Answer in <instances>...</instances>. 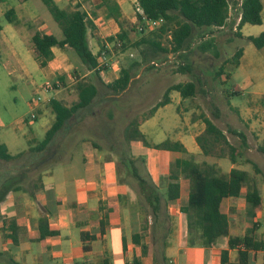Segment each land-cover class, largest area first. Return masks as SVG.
Listing matches in <instances>:
<instances>
[{
  "label": "rangeland",
  "instance_id": "374dc122",
  "mask_svg": "<svg viewBox=\"0 0 264 264\" xmlns=\"http://www.w3.org/2000/svg\"><path fill=\"white\" fill-rule=\"evenodd\" d=\"M74 1L67 0L63 4L58 2V5L68 10L79 7L89 12L88 19L92 22L89 30L91 38L103 40L102 45L105 40L110 44L108 50H111V53L102 58L108 64L100 67V76L105 83H111L120 75L122 68H128L133 61L141 59L142 50H150V43L143 42L142 38L159 40L169 51H160L149 62L154 66L147 67L146 64L132 71L133 78L127 88L119 93L110 92L101 84L98 75L91 72L83 76L84 70L75 69L68 58L63 62L67 69H62L58 66L59 62L51 60L50 66L40 65L32 50V39L29 40L31 43L28 41L29 37L48 28L58 37L63 35L59 23L43 0H1L0 23L4 27V32H0V143H5L13 155L22 151L25 153L9 161L0 158V189L2 185L9 184L0 205L7 199V195L13 194L14 196L10 197L13 198L11 203H14L16 208H25L21 194L31 185L29 178L37 179L44 171L53 169L57 177L65 174L77 176L82 173V159L87 146L105 153L103 159L107 162L115 158L117 173L124 175V178L127 177L133 184L136 183L133 177L134 166L140 173L149 176L150 171L154 170V162H158V165L168 173L173 155L169 151L163 152L155 148L153 143L167 138L173 139L180 134L185 139L186 148L193 152L191 151L193 146H199L196 137L202 135L205 130L202 114L211 117L216 125L226 130L232 143H239L240 140L237 135L228 132L229 127L245 131L249 142L254 144L256 140L249 132L250 124L248 121L240 120L238 109L247 108L252 114L256 112V117H262L264 97L255 100L250 98L264 94V48L255 47L248 36L243 37L240 26L237 25L239 11L234 7L239 0H229L233 6L230 19L224 28L216 26H205L204 30L197 28L185 50L177 52L172 49L173 42L170 36L175 27L174 23L167 24L164 30L161 26L154 29L146 27L144 32L134 33V42L132 41L125 49L113 50V42L108 38L110 35L118 34L119 24L109 16H103V13L94 15L95 8L90 0L75 3ZM9 8L16 9L19 16L17 24L6 19L5 12ZM130 12L129 17L123 16L127 30L130 29L129 23L136 17L135 3ZM234 27H237V30H234ZM262 31L264 13L262 24L247 23L243 28V33L250 35H258ZM100 32L105 38L102 39ZM205 42H210L209 49L204 50L200 47ZM243 49L245 54L241 57L240 64H235L234 56ZM70 52L84 66L76 51L71 48ZM114 63L117 64L116 69L112 67ZM185 63L191 65L192 71H177L179 66ZM222 65L224 73L218 76L216 72ZM197 75L200 76V81L197 80ZM60 76H63L64 80L61 87L49 93L40 92L39 86L42 83L46 80L55 81L60 79ZM83 80L98 84L99 98L91 108L82 111L69 123L67 130L57 138L58 141L54 145L57 147L55 154L41 162L40 157L37 158L33 152L27 151L45 137L55 114L50 101L46 103L48 110L39 113L33 109L32 100L38 95L44 100L49 96H56L57 90L61 89L66 94L63 102L72 105L78 100L77 84ZM189 81L196 82L195 95L182 99L179 104L174 100L156 113L152 111L170 86ZM236 90L238 94H234ZM214 106L221 110V117L218 119L213 116ZM33 111L38 114L36 119L31 118ZM149 118L151 121L147 122ZM145 122L147 123L144 130L149 133L145 136L151 144H145L143 139L133 137L135 131L132 130L133 126L139 127L140 123ZM134 141L138 144L137 151L133 147ZM82 143H86L85 148ZM204 144L210 153L205 154L199 146L200 152H193L196 161L203 164L206 161L216 163L221 160L216 164L223 172L233 166L229 158V145L222 142L211 144L207 141H204ZM139 145H142L141 150ZM53 149L52 147L51 150ZM261 155H263L261 151L251 148L247 149L244 158L259 161ZM129 159L134 163L132 164ZM244 165L250 171H254V164ZM181 180L185 188L190 190V180L185 177ZM160 191L163 195V208H178L187 204L185 197L180 200V203H183L181 205L179 201L167 200V188L164 186L160 187Z\"/></svg>",
  "mask_w": 264,
  "mask_h": 264
},
{
  "label": "crops",
  "instance_id": "0c3cea01",
  "mask_svg": "<svg viewBox=\"0 0 264 264\" xmlns=\"http://www.w3.org/2000/svg\"><path fill=\"white\" fill-rule=\"evenodd\" d=\"M65 1L67 0H56L57 3L62 2V4ZM78 1L80 0H75L74 3ZM90 1L94 5L96 15L103 13V16H109L110 19L115 20L109 15L105 5L100 6L103 0ZM114 1L120 7L122 16L125 17H129L128 14L131 13L132 6L136 2V0ZM262 1L264 2V0ZM232 6L233 4L230 2L228 19L231 16ZM234 7L239 11V14L237 13L238 25L241 17L239 1ZM94 11L93 13H95ZM87 13L89 15V12ZM245 25L240 28L243 37L250 36V34L243 33ZM234 30H237V27H234ZM0 32H4L3 25ZM44 33H54V31L48 28ZM32 36L29 37L28 41L32 39ZM101 37L102 39L105 38L103 34H101ZM102 42L103 40L99 38H91L89 32V44L93 53H98L108 41L105 40L103 45ZM70 51V47H53L54 58L51 62H59L58 66L67 69L63 62L68 58L75 69L84 70L83 76L89 75L91 71L85 65L82 66ZM244 54L243 49L241 57ZM51 62H48L49 66ZM116 65L114 63L112 67L116 69ZM51 72L53 73L52 70ZM57 91L56 96H49L43 101L41 107H39V113H43L47 109L46 103L52 98L65 100L66 94L61 89ZM173 91L170 94L169 103L177 100L179 104L183 101L182 99H186L180 96L181 94L176 90ZM261 97H264V94H258L250 100ZM161 107L155 110V113L160 111ZM238 111L240 120L248 121L250 124L249 132L256 140L254 144H251L248 140L249 149L259 150L263 155L260 156L259 161L252 160V163L249 162L255 165L254 171H250L245 167L244 164L248 162L241 159L235 165L232 163L233 166L226 172H229L233 167L245 168L248 171L249 178L258 182L262 202L257 207L248 203L245 197L246 188L243 189L240 196L227 198L225 209L230 224L227 236L218 238L216 242L208 246L203 245L202 240L197 238L195 244L191 245L189 243L186 214L181 212L180 206L178 208H168L172 230L165 239L152 236L150 230L146 231L141 241L148 244L150 248L147 253H144L142 245L136 243L133 239L135 233L142 231L145 223V216L141 213L136 187L127 177L125 179L124 175L117 173L115 158L107 162L103 159L105 153L97 151L96 148L86 147V143H82L83 147H86L82 159V173L77 176L65 174L62 177H57L53 169L44 171L37 176L38 184L36 185L31 182L32 178H29L31 185L27 186V190L21 194L25 208H16L15 204L11 203L13 198L10 197H13V194L7 195V199L1 203L0 264H105L106 262L108 264H222L221 257L224 250L228 252V261L225 264L237 262L238 251L243 249L244 245L241 243L235 247H230V237L248 235L264 243V108L262 117H256V112L252 114L247 108L238 109ZM52 115L54 119V114ZM150 118L146 121H151ZM147 122L145 124L140 123L139 126V129L145 135L149 134L148 131L144 130V125ZM237 130L243 131L241 129ZM224 131L227 134L226 130ZM173 139L179 140L183 144L185 142L180 134ZM139 146V150H141L142 145ZM133 147L137 151L138 144L136 141L133 142ZM162 151L166 152L168 150ZM191 151L200 152L199 146L194 145ZM169 152L173 155L171 160L179 156L178 153ZM220 161L215 162L218 164ZM163 169L158 165V162H154V170L150 171V176L157 184L163 182L162 186L166 187L165 176L167 171ZM189 191L181 180V196L175 201L180 203L183 197L188 201ZM33 192L35 197L31 195ZM41 217H47L49 228L58 231V233L41 238L39 229ZM149 222L152 223V220ZM82 234L95 237L83 239ZM159 243L166 244L163 249L164 256L154 252V248ZM153 244L154 248L152 247ZM246 264H264V249H250L249 260Z\"/></svg>",
  "mask_w": 264,
  "mask_h": 264
},
{
  "label": "trees",
  "instance_id": "16d2710c",
  "mask_svg": "<svg viewBox=\"0 0 264 264\" xmlns=\"http://www.w3.org/2000/svg\"><path fill=\"white\" fill-rule=\"evenodd\" d=\"M1 1V0H0ZM142 6L146 17L160 18L164 17L165 22L161 25V29L169 23H174L175 27L172 30L173 51H183L188 45V41L194 34L197 28L205 26H222L225 25L230 13L229 0H138ZM47 5L54 19L59 23L63 37H58L54 33H44L37 31L32 36V48L35 58L41 66L48 64L54 58L53 47L74 49L81 59L85 67L98 75L101 84L110 92L119 93L129 85L133 78V73L136 68L150 65L149 62L156 57L159 52H168L169 49L162 46L161 42L156 39L148 40L142 38L143 42L150 43V50L145 49L141 52V59L133 61L128 68H122L120 75L111 83H105L100 76L99 56L98 53H93L89 44V30L92 22L88 19V13L79 7L74 10H68L60 7L56 0H43ZM105 5L109 11V15L113 17L120 26V31L116 36L110 35L108 40L113 42V50L125 49L132 41L134 33L138 32L139 25L144 24L143 16L136 14L135 20L129 23V30L124 26V21L121 9L114 0H103L100 6ZM264 2L262 0H243L241 6V19L239 22L240 28L247 24H261L263 22ZM96 15V12L94 13ZM5 17L8 22L17 24L19 16L15 8H9L5 12ZM2 24L0 23V30ZM204 30V29H203ZM144 32V31H140ZM240 34V32H237ZM248 39L257 48L264 47V31L258 35H250ZM134 42V41H133ZM139 43V42H138ZM210 43V42H209ZM205 42L201 44L202 49H209L210 44ZM104 48V47H103ZM111 53V50H108ZM243 50L234 56L235 64H239V59ZM177 71L189 72L192 71L189 63L181 64ZM224 73L222 65L216 72L218 76ZM229 76V75H228ZM200 81V76H196ZM60 80L64 83L63 76ZM78 100L72 105H67L63 101L56 98L50 100L52 109L55 114V119L45 133V137L35 145H32L28 153L33 152L37 158L40 157L41 162L55 154L57 147H54L57 138L67 130L73 119L86 109L92 107L96 99L99 98L100 88L97 83L88 80L79 81L77 84ZM176 90L183 98H188L196 94L197 85L194 81L179 82L170 86L164 93L163 98L152 108L154 112L159 107L170 102V92ZM234 94H238L235 91ZM214 118L221 117V110L218 106H214ZM205 130L202 135L196 137L197 143L205 154H209L210 150L204 144V141L209 143L222 142L230 147L229 158L235 165L239 160L243 159L246 162L252 163V159L244 158L245 152L250 148L247 134L244 131H238L235 128L229 127L228 132L239 137V143H232L229 140L225 131L216 125L213 119L206 114L201 115ZM136 125V123H135ZM133 137H139L144 140L145 144H151L147 141L145 134L138 126L132 128ZM153 146L157 149L168 150L174 153H182L176 156L170 163L169 172L165 176L167 200H177L181 196V179L182 177L190 180V191L186 205L181 206V211L187 217V230L189 235V243L195 244L197 238L202 240L205 246L216 242L220 237L229 234V218L226 213L225 200L230 197H238L242 194L243 189H247L245 197L248 203L257 207L262 202L261 192L258 182L251 180L248 171L239 167H233L229 172H223L216 163L204 162L199 163L195 159V154L190 152L186 146L179 140L167 138L162 142L155 143ZM52 147L54 148L53 150ZM25 151L16 155L9 152L5 143H0V158L6 161L16 159ZM55 159V157L53 158ZM56 160V159H55ZM132 161L133 160L129 159ZM56 163V162H55ZM54 163V164H55ZM133 177L135 184H132L137 189L138 199L141 207V213L145 216L143 229L139 233H135L133 239L136 243L141 244L143 252L147 253L150 246L144 241H141L146 231L150 230L152 236L164 238L172 230L171 216L168 208L162 206V193L160 186L163 182L157 184L151 176H146L138 171L134 166ZM126 179V178H125ZM124 180V179H121ZM33 184H38L37 179L32 178ZM161 184V185H160ZM9 189V184L2 185L0 191V200L6 196ZM35 197L34 192L31 194ZM152 220V223L149 222ZM40 237L55 235L56 230H51L48 225V218L41 217L39 221ZM83 239H91L95 236L82 234ZM243 244L244 248L238 251V261L232 264H246L249 260L250 249H264V243L257 241L252 236H233L229 239L230 247H235L238 244ZM165 243H159L154 252L164 256ZM86 248V245H85ZM222 264L228 261V252H222ZM105 264H108L107 262Z\"/></svg>",
  "mask_w": 264,
  "mask_h": 264
},
{
  "label": "built area",
  "instance_id": "2783aa9c",
  "mask_svg": "<svg viewBox=\"0 0 264 264\" xmlns=\"http://www.w3.org/2000/svg\"><path fill=\"white\" fill-rule=\"evenodd\" d=\"M242 1L243 0H239L240 6H242ZM135 12H136V14L143 16V20H144V24H141L138 27L139 31H144L146 27H150L152 29L160 27L165 22L164 17H160V18H148V17H146L145 12H144V10H143V8L140 5L138 0H136V2H135ZM240 19H241V17H240ZM220 27L224 28L225 25H222ZM170 36L172 38V35H170ZM109 46H110V44L107 42V43H105V47L100 50L101 53L99 56L100 61H99L98 68H100L103 64H108V62L106 60H102V58H105L107 56V53H109L108 52ZM154 64L159 65L157 62H154ZM61 86H62L61 80L57 79L55 81L46 80L39 87H40V92L42 91V92L49 93L52 90H55L56 88H59ZM43 101H44V99L42 98V96L38 95L35 99L32 100L31 104L33 106V109L38 111L39 106L42 104ZM37 117H38L37 112L33 111L31 114V118L36 119Z\"/></svg>",
  "mask_w": 264,
  "mask_h": 264
}]
</instances>
